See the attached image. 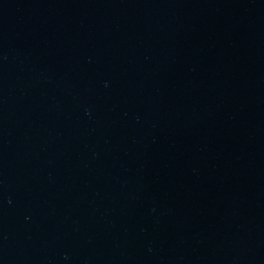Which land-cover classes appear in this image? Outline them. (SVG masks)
I'll return each mask as SVG.
<instances>
[{
    "label": "water",
    "instance_id": "obj_1",
    "mask_svg": "<svg viewBox=\"0 0 264 264\" xmlns=\"http://www.w3.org/2000/svg\"><path fill=\"white\" fill-rule=\"evenodd\" d=\"M0 264H264V0H0Z\"/></svg>",
    "mask_w": 264,
    "mask_h": 264
}]
</instances>
